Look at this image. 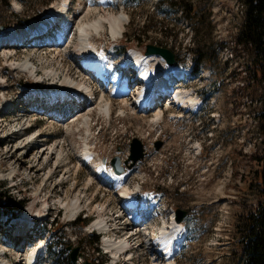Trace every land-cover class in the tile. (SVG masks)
Returning a JSON list of instances; mask_svg holds the SVG:
<instances>
[{
	"label": "rangeland",
	"instance_id": "rangeland-1",
	"mask_svg": "<svg viewBox=\"0 0 264 264\" xmlns=\"http://www.w3.org/2000/svg\"><path fill=\"white\" fill-rule=\"evenodd\" d=\"M79 1L87 5L86 9L92 10L90 19L104 18L105 27L94 34L91 41L93 46L107 49L114 62L124 56L117 52L122 47L139 55L144 53L147 44L171 50L176 59L175 65L187 71L198 58L206 59V62L199 63L195 73L175 83L176 87L191 92L197 101L195 111H185L167 100L169 103L160 106L163 110L162 120L152 119L154 111L147 112L133 106V109L129 108L128 102L133 92L122 97L112 96L114 94L111 95L106 87L108 85L101 87L97 79L90 83L92 87L95 86V96L103 88L104 98L111 99L109 118L99 112L98 106L89 109L84 104L81 113L72 118L73 109L68 102L63 107L69 113L68 120L58 122L53 117L45 118L41 113L31 112L37 119L33 121L30 118L33 126H25L23 133L24 126L18 125L19 121L14 119L17 116L13 118L8 112L0 110V190L6 191L12 200H23L21 211L28 209L33 215L42 211L45 202L52 204L56 209L52 217H56L61 224L55 238L58 245H53L51 250L48 248V257L38 259L36 264L61 263L63 248L70 243L78 245L85 257L94 256L100 264L108 263L109 257L102 254V249H105L103 236L93 231L89 224L97 218L109 219L121 228L115 232V237L125 235L128 226H123V223L118 225L120 221L116 217L122 202L117 194H121L122 187L128 189V194L140 189L131 197L151 212L146 219L150 221V226L154 225L151 234L154 239L161 225L175 216L176 209L187 212L179 223L183 239L178 252L171 257L174 264H235L233 255L230 256L231 251L237 248L234 223L239 214L245 213L256 202V191L250 180L259 169L258 160L254 158L264 155L263 137L256 119L262 88L258 87L255 96L241 89L243 67L248 57L232 42L242 23L241 4L238 0H139L138 3L132 0H71V13ZM59 2L61 0H0V26L9 29L20 26L19 20L30 22L39 19ZM115 15L123 18L124 25L117 36L110 37L108 20ZM4 30L0 29V33ZM75 33L76 26L70 35L71 43L66 42L68 44L65 46L55 44L60 41L58 32L54 35L55 39L42 38L44 45L0 50V101L15 100L23 91V86L44 84V87L51 84L53 89L58 87L60 82L55 81V84L45 77V70L51 68L57 69L60 79L67 72L73 75L75 71L81 78L77 72L80 65L75 63L78 57L71 47ZM25 55L34 64L39 77L15 72L5 66L11 59L16 61ZM114 73L121 82L120 69ZM45 78L46 82H39ZM123 80L127 79L124 77ZM35 106L38 107V104ZM17 107L11 108L9 113H15ZM85 113L91 119L89 131L76 120V117L80 120L79 117ZM34 132H41L38 135L46 139L45 147L54 148L55 153L49 158L42 155L38 165L36 163L37 166L28 174L26 167L30 161L18 164L16 160L25 149L13 151L23 145L27 148L29 144H26V138ZM133 138L142 143L145 155L131 168H126L124 160ZM84 140H88L94 155L91 160L96 163L92 162V166L100 162L105 167H111L109 161L114 156L119 157L124 168L120 173L124 177L120 182L121 187L117 183L100 181L85 165L87 161L76 158L73 144L79 146ZM156 142H160L158 149H155ZM10 149L12 151L6 153ZM56 151H62L63 157L67 156V168L63 167ZM14 166L16 169L11 177L8 174ZM157 198V208L154 210L152 207ZM70 201H76L75 206L84 210L78 217L85 219L83 223H78V219L69 221L72 215L66 204ZM162 204L164 211L161 213ZM50 222L51 218L39 220L34 225V235L49 236ZM11 228V224L0 223V246L6 244V261L9 264H24L25 256L22 255L31 249V245H25L16 254ZM148 228L146 225V231ZM91 235L97 236V245L93 244V239H89ZM147 239L145 237L146 242ZM130 252L134 264L154 262L152 245L148 243L136 249L134 247ZM156 258L155 262L164 260L163 256L157 255ZM127 262L121 261L120 264Z\"/></svg>",
	"mask_w": 264,
	"mask_h": 264
},
{
	"label": "bare ground",
	"instance_id": "bare-ground-1",
	"mask_svg": "<svg viewBox=\"0 0 264 264\" xmlns=\"http://www.w3.org/2000/svg\"><path fill=\"white\" fill-rule=\"evenodd\" d=\"M70 1L71 0H61V2H59L57 5L50 7L48 9V12L44 16L40 17L39 19H33L30 22L22 25L20 27L19 31H20V33H25V32H30V31L35 32L36 30L46 29V28H48L49 25L54 23L55 27H57L58 28L57 30L60 32L59 33L60 34V36H59L60 41H58L55 44H57V45L58 44H61V45L64 44V46H65L66 44L71 43V41L69 42V40H71L70 35L72 32V29L75 28V26H76L75 39L73 42H76L77 49L82 54V57L80 58V60L78 58V60H76L77 62L75 61V63H76V65H77V63L80 65V67L77 65L79 68L77 70V72H79V76H81V78L78 77L76 71L74 72L73 75H71V73L67 72L64 75V77L62 79H60L59 78L60 75H58L57 69L53 70L51 68L49 70H45V74H46L45 77H47V79H49L51 82H55V81L60 82L59 83L60 85H58V87H56L55 90L61 91V92H58L56 95H54V94L50 95V92L47 90L48 88H45V86H44L41 88L42 89L41 93L45 94L47 96H50L53 100L56 99L57 101H60L64 97H66V100H69V99H71L69 97L71 95L72 98H74L75 102H78L80 105V106H77L74 104L73 111H72L73 113L70 115L72 118H74L75 116H78L79 112L81 111L80 110L81 106L83 104L85 105V108L90 107L89 109L96 108L98 106L99 112L103 113L104 116L109 118L110 111H111V103H112L111 99L104 98L103 88H102V90H100L99 95L95 96V86L92 87L90 82L95 81L97 78L96 77L91 78V77H87V76L85 77L86 72L84 70L85 68H89V69H92L93 71H96L101 62H107V60H108V58H105V59L103 58L97 64H92L90 62V61H92V59L97 58L100 55V53H92V48H95V46H93L94 44L91 40H92V37L94 34L99 33V31L105 27V20L102 16L90 19L89 15H90V13H93V12L89 8L86 9L87 5L84 2L82 3L81 1H79V3L77 4V7L74 8L73 13H71L70 9L68 8L70 5ZM67 8H68V10H66ZM98 12H100V11H98ZM82 13H84V16L81 20L78 21L80 15ZM123 22H124L123 18L119 15L118 16L115 15V17L108 20V24H109L108 28H109V32L111 34L110 37H112V36L115 37V35L117 36V34L122 31V28L124 25ZM9 31H11V30L6 29L2 33H0V39H2L3 34H5L6 32H9ZM39 32H41V31H39ZM9 34H10V32H9ZM7 38H9V36L5 37L4 39H7ZM11 40H13V39H10V41ZM66 42H68V43H66ZM33 46H34V44H33ZM51 47H53V46H51ZM58 48H60V47L58 46ZM63 49L65 50V47ZM139 56H143V53H140ZM124 58L125 59L132 58L133 63H131V65L135 67V70L139 71V73L137 74L138 78H135L134 80H131V81L129 79H127L126 81L123 80L124 77L125 78L127 77V73L129 74V72L127 70H124V72L121 74V76H122L121 82H119L118 80H116V81L114 80L115 82H110V80H107V78L102 77L106 84L105 85L101 84L102 85L101 87L108 85L106 87H108L110 90H112V91H110L111 95L114 94L112 96L116 95V96L122 97L124 95H127L128 92H131L132 83L135 84V82H137V80L143 81L144 83L140 87V89H139V87L136 88L138 91V94L133 95V98L131 99L130 103L127 101L128 106H130L129 108H132V109H133V107H138V108L142 107L143 109L148 108L147 112H149L150 110L154 111L152 119L162 120L163 110L160 107H156L157 105H155V107H153V108H151V106H148L150 104V100L152 99L153 95L154 96L156 95V97H157V94H159V90L161 88L168 90V93L166 94V97H167L166 99L170 100V104H172L173 106H176L178 104H182V105H185L186 107H188L190 109L195 108L196 99L192 96L191 92L188 89H184V88L181 89L178 87L176 88L173 84H171L176 79V77L179 76L178 74L180 73L179 68L176 65H167L164 62L163 57H161L157 53H151V54L145 55L143 57H138L133 51H130V52H127V54L124 56ZM5 66L9 67L12 70H15V72L18 71L21 73H27L29 75L34 74V64L30 62V58H28V56H26V55L24 56L23 59H19L16 61L15 60L12 61V59H11L9 63H5ZM60 69H62L61 66H60ZM119 69L121 71V68L118 66H115V65H112L110 67L109 73H110V77L112 79H114V75H112L113 72H115V70H119ZM64 70H65V68H64ZM75 75H77V76H75ZM35 76L37 77L38 75L35 74ZM131 76H133V74L128 75V77H131ZM57 78H58V80H56ZM177 80H180V79H177ZM55 84H57V83H55ZM43 85L44 84H42V86ZM126 90L128 91L127 93H126ZM146 90H149V91H147V94H146ZM153 90L155 91V94H152V96H151L150 93L153 92ZM105 91H107V90H105ZM33 92H35V89H33V88L23 89V91L20 93V96H21L20 98H22L24 100V102L27 103L28 102V101H26L28 99L27 96L31 97L32 95H34ZM71 92H74L75 94H71ZM161 97H162L161 94L158 95L157 100H158V98H161ZM136 100L141 105H137ZM102 102H104L103 105L100 104ZM8 103H9L8 101L5 102V100L2 99L0 101V110L5 111L6 109H4V108H7ZM146 103L148 104L147 106H146ZM144 104H145V107L143 106ZM122 105L124 106V104H122ZM19 108H24V107L20 106ZM46 110H49V108H47ZM17 113L19 115L17 122L19 121L18 125H20L21 127L24 124L28 123V120H31V119H27L28 116H27L26 112L18 111ZM41 114L45 117V115L43 113H41ZM57 116H60V118H57ZM89 116L90 115L85 113V114H82L81 117H79L80 120H78L76 117V120L79 121L78 123L82 124L86 130L90 124L89 123V119H90ZM49 117L55 118L56 120H58V122H63L64 120H68L67 116L65 118H63L58 113L53 114ZM45 118H47V117H45ZM90 121H91V119H90ZM76 125H79V124L76 123ZM69 131L71 132L72 130L69 129ZM87 131H89V128ZM39 133H41V132H39ZM39 133L34 132L31 135H28V138H26L27 139L26 144H29V143L32 144L31 147L26 148L25 145L22 144L23 145L22 147H16V148H14V151H13V153H14L17 150H20V149L23 150V148L25 149L24 152H22L23 155L21 157H17V158L15 157V158H16V160H18V164H22V163H26V162L30 161V164L26 167L28 174H29V170L33 169V167L36 165V163L38 165V163H39L38 160L42 158V155H44L45 158H49V156H51V154L55 153V152H53L54 148H50L49 146L45 147L47 144L46 139L40 138L41 135H38ZM87 133L88 132H86L85 134H87ZM73 146H74V149L76 146V149H75L77 151L76 158L77 159L79 158L80 160L87 161L85 165L88 166L89 170L91 169V167L93 168L92 171L90 170L92 175L98 177L100 181H104L105 183H108V184L117 183V185H119V186L122 184L120 182H121L122 178L124 179V177H122L123 174H118L117 172H114L112 170V168L106 169V167L100 162H98L97 164H95L93 166H91L92 164L91 165L87 164L88 162L89 163L95 162V161L91 160L93 157V154L91 153V151L89 149L90 145H88L87 140H84V143L79 145V146L77 144L75 145V143L73 144ZM11 149L8 150V152H6V153L11 152L12 151ZM61 153H62V151H58V152L56 151L57 157L58 158L61 157V159H62L60 162H62L63 167L67 168V162H68V161H66L67 156L63 157L62 156L63 154L61 155ZM44 157H43V159H44ZM15 169L16 168L14 166L12 171L8 175H11V177L14 176L13 172L15 171ZM36 171H38V170H36ZM90 185H91V183H90ZM127 192H128V189L122 187L121 194H118V196H120L122 198V202L125 203L126 206H128L130 208L136 207L137 202L134 199L130 198L128 196ZM75 202L70 201L66 204L68 210L71 213V214L70 213L69 214L72 216L74 214H76L79 210V208L75 206L76 205ZM64 207H65V205H64ZM28 211L29 210L26 209L24 217H21V220L23 221L24 224H28V221L26 220ZM119 215H121V212H119V210H118L116 217H118ZM131 216L134 218L135 221H139V222L141 221L142 222L141 217L138 216L133 211H131ZM168 219H170V220H167L166 222L163 223V225H161L160 230H158L159 234L157 235V237L155 239H154V237H151L152 232L149 229L150 227L148 228V231H146V229H145L146 225L145 226L142 225L143 234L139 233V236H141V238L144 237V239H145V237H148L147 242H146V240H145V242L142 240V242L152 245V252H153L152 254L154 255L153 259H152V261H154L153 264H174V262L171 259V256L170 257H168V256L173 251V248L177 245V240L179 238L181 228H180V224H178V222L175 220V218L173 216H171ZM114 224L110 223L109 219H107V221H106L102 218H97L96 220L94 219L89 224V227L96 229L98 232H101V231L104 232L103 248H105L104 249L105 251L111 252L112 257H113V262H115L117 260L119 253H122L125 250H127L125 252V255L128 258L129 255L131 254L130 250L132 248H134V245H132L130 243L133 232H129L128 234L122 235L121 237H115V235L112 231L115 228ZM133 241L135 242V240H133ZM137 241H140V240L137 239ZM38 243H39V245H37V247H35L34 249H32L30 251H26V254H24V256H25L24 259L26 261V264H34L35 263V261L37 259L35 257V255L37 253L36 249L41 246V242H38ZM136 245H137V243H136ZM159 250H163V252L162 251L159 252ZM156 253H158L157 255H159V256H163L164 260L160 261V262H155V260L158 258V257L156 258V256H157ZM0 256H2L1 253H0ZM0 264H4L2 259L0 261ZM115 264H117V263H115Z\"/></svg>",
	"mask_w": 264,
	"mask_h": 264
},
{
	"label": "trees",
	"instance_id": "trees-1",
	"mask_svg": "<svg viewBox=\"0 0 264 264\" xmlns=\"http://www.w3.org/2000/svg\"><path fill=\"white\" fill-rule=\"evenodd\" d=\"M238 1L243 8L242 23L232 42L248 57L240 87L253 95L258 87L262 88L256 119L264 142V0ZM201 62H206V59L198 58L193 70H197ZM254 160H258L259 169L254 172L250 183L256 191V202L245 213L239 214L234 223L237 248L231 251L230 256L233 255L235 264H264V155ZM21 207V201L12 200L6 191L0 190V214L18 216ZM78 222L83 223L84 220L78 219ZM93 239L98 240L96 236Z\"/></svg>",
	"mask_w": 264,
	"mask_h": 264
},
{
	"label": "water",
	"instance_id": "water-1",
	"mask_svg": "<svg viewBox=\"0 0 264 264\" xmlns=\"http://www.w3.org/2000/svg\"><path fill=\"white\" fill-rule=\"evenodd\" d=\"M132 1H134L135 3L139 2V0H132ZM0 29L2 30L5 29V26L1 25ZM151 53L159 54L161 57H163L166 60L167 64L169 65H173L175 63V58L172 51L166 47L158 46L155 44H147L145 47V54H151ZM159 146H160V142H156L155 149H158ZM144 154L145 152L142 143L137 138H133L129 146V155L124 160V164L128 168L132 167L138 160L143 158ZM110 164L112 165L115 172L117 173L122 172L123 168L119 165L118 156H114L111 159ZM185 214H186L185 210L176 209L175 220L178 222L181 221L182 218L185 216ZM66 250H69L70 252L69 257L71 262H75L77 256L81 255L78 246L67 245ZM81 264H91V262H89L88 260H84Z\"/></svg>",
	"mask_w": 264,
	"mask_h": 264
}]
</instances>
